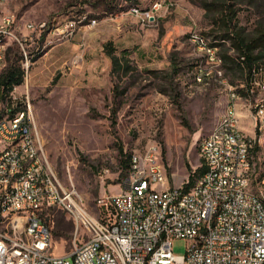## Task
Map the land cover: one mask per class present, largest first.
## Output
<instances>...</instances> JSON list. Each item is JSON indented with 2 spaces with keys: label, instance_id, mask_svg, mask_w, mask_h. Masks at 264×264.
I'll return each mask as SVG.
<instances>
[{
  "label": "rangeland",
  "instance_id": "374dc122",
  "mask_svg": "<svg viewBox=\"0 0 264 264\" xmlns=\"http://www.w3.org/2000/svg\"><path fill=\"white\" fill-rule=\"evenodd\" d=\"M250 1L240 4L239 13L248 29L257 19ZM257 1L264 14V0ZM155 4L160 6L151 11L153 21L143 23L134 15V10L150 11ZM11 11L17 14L20 38L30 35L28 22L44 23L39 38L24 40L29 78L15 94L25 100L28 92L49 165L64 187L83 197L93 216L105 214L99 204L102 197L120 190L118 182L125 176L122 154L133 150L129 173L134 149L149 143L157 147L159 142L167 167L159 187H180L188 180V166L197 177L204 164L200 142L225 117L230 90L241 97L238 111L249 106L247 84L239 83L244 79L223 65L224 78L203 75L216 68L206 63L207 52L190 37L195 30L210 46L212 37L206 32L211 23L193 0H0V18ZM93 20L97 24L90 28L87 24ZM4 41L15 45L14 40ZM106 45L129 58L132 70L127 76L112 73ZM76 56H82L79 63L74 62ZM7 63L5 55L4 67ZM114 85L125 93L115 98ZM239 125L246 133L242 128L252 126L251 118L240 116ZM49 219L58 256L71 254L87 238L86 230L77 229L65 211L57 209ZM187 245L185 239H174V253H185Z\"/></svg>",
  "mask_w": 264,
  "mask_h": 264
},
{
  "label": "built area",
  "instance_id": "2783aa9c",
  "mask_svg": "<svg viewBox=\"0 0 264 264\" xmlns=\"http://www.w3.org/2000/svg\"><path fill=\"white\" fill-rule=\"evenodd\" d=\"M159 6L146 12L134 10V15L143 23L153 21L151 11ZM17 22L14 11L0 18V73L4 40L18 41L27 80L24 40L39 38L44 23L28 22L30 35L24 39L15 31ZM190 39L202 47L201 33L192 31ZM217 51L207 50L206 63L216 62ZM81 58L76 56L74 62ZM255 68L256 64L249 77L239 82L249 87L247 110L254 121L250 137H258L254 180H247L248 138H242L241 128L233 130L230 90L228 121L210 138L201 156L209 161V168L190 190L183 185L159 187L167 167L161 145L149 143L142 150L134 149L132 174L118 182L119 192L99 200L105 211L99 217L88 211L74 188L61 184L49 165L28 92L24 100L15 94L17 86L9 99L0 96V113H7V120H0V264H264V182H258V175H264V95L252 94V86L264 83H254ZM223 72L219 67L206 69L203 75L222 76ZM57 209L87 232V238L67 256H58L53 246L49 217ZM176 238L188 242L185 253H174Z\"/></svg>",
  "mask_w": 264,
  "mask_h": 264
},
{
  "label": "trees",
  "instance_id": "16d2710c",
  "mask_svg": "<svg viewBox=\"0 0 264 264\" xmlns=\"http://www.w3.org/2000/svg\"><path fill=\"white\" fill-rule=\"evenodd\" d=\"M193 2L200 4L210 20L211 26L206 34L212 37L210 45L218 48V53L223 58V66L235 76L241 77V80L248 78L253 66L256 64L257 67L264 60V14L260 13L261 4L259 1H250V5L257 12V19L252 29L242 25L239 20V13L242 10L240 4L244 0H193ZM41 36L43 37L44 33ZM12 42L15 45H9L8 41L6 46L8 63L0 73V96L4 101L9 99L15 87L24 82L25 76V71L20 63L23 56L22 54L19 56L18 53L20 46L17 42ZM105 48L112 61V73L114 75L118 74L120 77L127 76L132 70L129 58L125 54H122V56L117 55L115 50L108 45ZM242 57H245V59H242ZM247 88L248 85L245 87V92L249 95ZM112 91L115 98L125 93V89L118 93V85H114ZM162 92L168 94L166 91ZM15 111L14 109L13 113ZM2 117L3 115H0V119ZM131 153L122 154L121 166L123 175L128 173ZM188 169L190 174L187 182L183 185L186 191L192 188L197 178L204 172L205 166L202 163L197 169V177L195 175L197 171L191 173L192 169L189 166Z\"/></svg>",
  "mask_w": 264,
  "mask_h": 264
},
{
  "label": "bare ground",
  "instance_id": "6f19581e",
  "mask_svg": "<svg viewBox=\"0 0 264 264\" xmlns=\"http://www.w3.org/2000/svg\"><path fill=\"white\" fill-rule=\"evenodd\" d=\"M91 21L87 25H92ZM96 24H93L91 27L95 26ZM202 40V47L201 50L207 52V50H218L217 47H211L209 46L207 41L205 40L204 37H201ZM7 44V43H6ZM206 54V53H205ZM5 55H6V47H3L1 51V71L4 67L5 63ZM244 59V57H242ZM212 65L217 69L223 65V59L219 55L218 51L216 52V62H211ZM210 74V73H208ZM210 76V75H209ZM219 76V75H218ZM220 78H224V75L222 73V76ZM254 83H264V60L262 63H260L256 68H255V73H254ZM249 91V87L247 88ZM264 92V86H252V94H257V93H263ZM239 99V95L237 92L232 89V114H233V130H240V125H239V111H238V106H237V100ZM231 104V97L229 100V105ZM263 109H264V102H263ZM0 115H3V117L0 120H7V113H0ZM228 121V108L226 111V115L221 121V123L209 134L207 135L202 141L200 142L199 145V153L200 156H203L204 153L207 151V144H209V140L211 137H214L217 135V133L220 132V129L223 127V122ZM241 136L242 138H248V145H247V152H248V171H247V180H253L254 179V170H253V163H252V154L255 150L258 149V137H250L248 136L245 132L241 130ZM264 141V140H263ZM263 145V144H262ZM205 168H209V161H203ZM133 166V165H132ZM132 170L130 169V172L128 174H132ZM258 182H264V175L258 179Z\"/></svg>",
  "mask_w": 264,
  "mask_h": 264
},
{
  "label": "crops",
  "instance_id": "0c3cea01",
  "mask_svg": "<svg viewBox=\"0 0 264 264\" xmlns=\"http://www.w3.org/2000/svg\"><path fill=\"white\" fill-rule=\"evenodd\" d=\"M237 106H238V102H237ZM240 116L247 117V118H251L252 126L251 127H245V128H242V129H245L247 134L253 135L254 134V121H253V119H252L249 111L247 109L243 110L242 112L239 111V119H240ZM262 151H264V141H263V145H262ZM257 153H258V149L255 150L253 152V154H252V163H253V170L254 171H256V169H258ZM262 176L263 175H258V179L261 178Z\"/></svg>",
  "mask_w": 264,
  "mask_h": 264
}]
</instances>
